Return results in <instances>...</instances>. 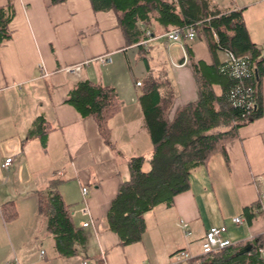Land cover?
<instances>
[{"label": "crops", "instance_id": "crops-1", "mask_svg": "<svg viewBox=\"0 0 264 264\" xmlns=\"http://www.w3.org/2000/svg\"><path fill=\"white\" fill-rule=\"evenodd\" d=\"M212 1L225 10L242 9L250 38L258 45H264V0ZM8 2L0 0L1 5ZM14 4L20 24L16 25L13 20L11 27L19 34L0 47V135L9 137L20 132L21 126L22 129L27 128V123L31 130L34 122L42 117L48 130H52L46 136L48 147L52 141L57 144L55 135H60L66 146V137L79 141L70 163L62 165L67 171L54 172L55 175H47L45 179L46 187L52 179H62V198L67 204L75 205L72 216L76 227L86 237L84 251L88 257L79 264H90L91 261L87 260L91 256L97 259L91 264H172L180 251H189L199 258L206 233L215 227L225 226L227 233L224 238L235 245H253L264 235V210L256 213V208V217L251 221L244 211L259 205L264 190V77L263 115L238 129V138L226 146L228 161L221 156L223 164L202 172V191H195L194 182L190 179V191L177 196L171 207L162 205L164 208L159 211L164 216L160 221L154 220L153 235L145 220L142 242L123 246L109 229L106 219L111 202L124 182L118 157L100 136L95 121L91 117H81L66 102L70 89L84 80L101 82L117 89L124 106L110 120L112 140L118 145V155L129 161L141 157L138 147L141 140L146 145L151 142L149 135L145 134L147 130L135 80H143L150 74L158 78L160 72L166 73L176 89L174 113L178 107L198 97L199 83L191 59L207 76L217 59L224 61L225 51L223 58L219 52L214 57L206 42L197 37L193 42L187 41L190 45L188 53L184 42L170 41L167 33L151 37L147 44L143 40L126 46L115 13L95 11L90 0H67L55 5L51 0H14ZM154 42L158 43L157 48H154ZM52 43L55 52H52ZM141 46L150 49L147 55L149 67L139 58ZM101 57H106L107 61L102 63ZM76 65H82L79 71L67 70ZM213 84L216 92L221 93L223 84L215 81ZM26 86L39 87L35 96L37 109L30 107L22 119L17 104L26 96ZM18 114L23 124L18 121ZM27 139L35 156L41 159L45 147L38 142L40 136H28ZM15 153L23 158L21 161H28L29 151L24 146L16 148ZM7 159L11 158L3 160L1 170H5L2 166ZM64 159L62 154L57 161ZM58 162L53 166H59ZM48 170L36 173L38 176L34 177L31 186H36L40 173ZM66 177L70 183L65 182ZM84 189H87L86 195ZM236 217L243 219L241 225L233 223ZM180 220L189 224L190 237L187 238L180 229ZM85 224L88 227H84ZM157 253L158 256L164 254L166 259L157 261L153 257ZM168 256L172 263H165ZM59 257L55 262L71 263L68 258Z\"/></svg>", "mask_w": 264, "mask_h": 264}, {"label": "trees", "instance_id": "trees-1", "mask_svg": "<svg viewBox=\"0 0 264 264\" xmlns=\"http://www.w3.org/2000/svg\"><path fill=\"white\" fill-rule=\"evenodd\" d=\"M65 1L51 0V4ZM90 2L95 11L115 13L126 46L139 44L173 29L183 30L191 26L197 37L206 42L214 57H217L219 51H232L237 56L248 57L254 69V76L242 83L221 70L223 61L217 59L210 73L205 76L198 69V63L191 59L199 83L198 97L178 107L174 113L176 89L167 75L156 78L150 74L143 80H135L145 129L152 144L151 168L147 172L143 170L142 157L129 160V180L119 186L106 218L109 229L118 236L122 245L130 246L142 242L147 214L162 205L171 207L177 196L190 191V176L199 166H208L218 155L228 161L226 146L238 138V129L263 115L264 46L250 38L242 9L225 10L212 0ZM14 16L15 10L10 0L5 5L0 4V47L14 38L15 31L11 27ZM184 46L189 53L190 45L185 38ZM149 50L141 46L139 54V58L146 61L148 67ZM214 81L223 84L221 93L216 92ZM138 82L141 84L138 85ZM244 83L253 88L257 102L256 110L247 119L242 118V108H235L228 101L230 90ZM66 102L81 117H91L106 145L114 148L108 136V127L110 120L124 106L114 86L90 80L80 81L70 89ZM48 129L44 118H38L31 130V137L40 136L45 147L46 136L52 131ZM63 182L62 179L54 178L46 190L37 195L39 212L47 221V230L53 237L55 251L61 257L71 258L79 253V249L85 248L86 237L74 223L72 205L62 198L60 187ZM259 206L244 210L249 221L256 217L254 211ZM2 213L12 221L17 216L10 203L3 206ZM263 244L264 235L252 245L250 253L239 255L247 245L238 244L184 264H264V258L258 254V248Z\"/></svg>", "mask_w": 264, "mask_h": 264}, {"label": "rangeland", "instance_id": "rangeland-1", "mask_svg": "<svg viewBox=\"0 0 264 264\" xmlns=\"http://www.w3.org/2000/svg\"><path fill=\"white\" fill-rule=\"evenodd\" d=\"M10 1L13 3L15 10V16L13 20L15 21L16 25H19L20 22L18 20L19 18L17 16V10L14 4V0ZM18 34L19 31L15 33L14 38H16ZM157 47L158 43L155 44L154 42V48ZM52 48V52H55V45H53V43ZM165 54L166 52L164 53V55ZM219 55L220 58H223V51H219ZM165 57L167 56L165 55ZM162 75L163 73L160 72V77H162ZM25 89L26 96L21 98L17 104V106H19L18 110L20 116L22 115V119L23 116L26 115V112L30 107L37 109V97L35 96L38 95L39 87L38 89H34L33 87L26 86ZM19 114L17 117L18 121L23 124V120L20 119ZM108 128V136L113 143V133L110 127V123ZM31 130H29L27 123V128L25 126V129H22L21 126V130L20 132H18L19 135L18 133H13L11 134V136H7L5 138H3L4 134L0 135V165L6 157H10L15 162L13 168L9 171L1 170L0 168V214L3 220V223L0 224V264H60L57 263V261L55 262L56 257H58V253L54 248L53 237L46 229L47 221L45 217L39 212V201L37 194L46 190L47 187L45 179L47 178V175L52 176V174L55 175L58 171H67V169H65L63 166L65 165V163H70V158L72 157L75 148L78 146L79 141L76 139L72 140L69 137H66V146L62 142L60 135L57 137L55 135L54 138L57 144H54V141H52V143L49 144V147L45 145L46 151L44 148V155L41 154V159H38L33 152V146L28 145V142L30 141L27 139V137L31 136ZM145 134L148 133L146 132ZM38 142L39 144L43 143L42 139H40V141ZM140 143L141 144L138 145V147L141 149V152L139 154L144 159L143 170L147 172L151 168L152 144L151 142H149L148 145H146L142 140L140 141ZM54 145L57 146L55 147ZM23 146L29 151L28 161H21L20 158L22 157H19L15 153L16 148L19 149ZM113 146L114 153L118 157L117 162L122 172V178L124 181L128 180L129 161L124 160L123 157H120L118 155V145L116 143H114ZM62 148L64 149V151L62 150ZM2 154L4 156H2ZM62 154H64L65 159L62 160V162H58L57 160ZM56 162H58L59 166H53ZM221 164H223V159L220 155H218L210 161L208 166H199L195 171H193L190 179L194 182V190H203V186L201 183L202 172H207V169L211 171V169L209 168H214V166H218ZM47 168H49V170L47 172L40 173L39 178H37L36 181H38V184L36 186H31V182L34 180V177L38 176V174L36 173L41 172L43 171V169ZM65 182L70 183L71 180L66 177ZM8 203L13 205L17 213L16 219H14L13 221L10 219H6V217L3 216L2 213L3 206ZM74 206L72 205V207ZM162 208L164 207L159 206L152 213H149L145 216V220L150 225V233L152 230L151 235H153V230L155 228L152 225L154 223V220L159 219L160 221L161 216H164L159 211L162 210ZM10 212L11 211H9V213ZM162 247L163 245L161 246V250ZM198 248L199 245L197 246V250ZM158 255L159 253H157L156 255L153 254L154 259H156L157 261L162 262L164 261V259H166L164 258V254L161 253L160 256ZM84 258H88L85 256L84 249H79L78 255L71 257L70 259L68 258V260H70L71 262L69 264L82 263ZM87 261L92 262L97 261V259L91 256ZM169 262L172 263L170 256H168L167 262L165 263Z\"/></svg>", "mask_w": 264, "mask_h": 264}, {"label": "built area", "instance_id": "built-area-1", "mask_svg": "<svg viewBox=\"0 0 264 264\" xmlns=\"http://www.w3.org/2000/svg\"><path fill=\"white\" fill-rule=\"evenodd\" d=\"M149 35V32H148ZM167 37L170 41L175 43L183 44L184 38L188 42H193L197 39V35L195 29L191 26L181 30V29H173L171 32L167 33ZM144 43H148L146 40ZM226 58L221 65V70L231 77L232 79H237L242 83L245 80H248L252 76H254V69L251 66L250 60L248 57L237 56L232 51H226ZM100 61L105 63L107 61L106 57H101ZM82 65H76L68 68V71H79ZM138 85L141 83L138 82ZM229 104L233 107H240L243 109L242 118L247 119L251 117L257 107L256 97L254 95V91L252 87L241 84L237 85L235 88L231 89L228 94ZM236 123V121H235ZM12 159H7L3 164L2 168L5 170H9L11 165L13 164ZM83 193L87 194V189L83 190ZM259 208L256 210V213H261L264 210V190L260 197ZM233 223L236 225H241L243 223V219L240 217H236L233 219ZM84 227H88V224H85ZM179 227L182 230L183 234L188 238L191 236V231L189 224L185 220H180ZM227 233V228L223 227H215L210 229L205 236V240L202 244V256H211L215 252L219 250H223L234 246L230 240L224 238V235ZM258 254L261 258H264V244L258 248ZM189 251H180L174 256L172 264H184L188 261L195 259Z\"/></svg>", "mask_w": 264, "mask_h": 264}, {"label": "water", "instance_id": "water-1", "mask_svg": "<svg viewBox=\"0 0 264 264\" xmlns=\"http://www.w3.org/2000/svg\"><path fill=\"white\" fill-rule=\"evenodd\" d=\"M256 76L258 77V72L257 70L255 71ZM253 250V246L251 244L247 245L245 248H243L240 252L239 255L242 254H247L250 253Z\"/></svg>", "mask_w": 264, "mask_h": 264}]
</instances>
